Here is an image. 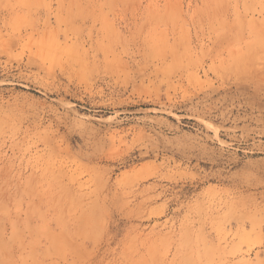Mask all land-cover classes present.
<instances>
[{
	"label": "rangeland",
	"instance_id": "374dc122",
	"mask_svg": "<svg viewBox=\"0 0 264 264\" xmlns=\"http://www.w3.org/2000/svg\"><path fill=\"white\" fill-rule=\"evenodd\" d=\"M0 264H264V0H0Z\"/></svg>",
	"mask_w": 264,
	"mask_h": 264
}]
</instances>
